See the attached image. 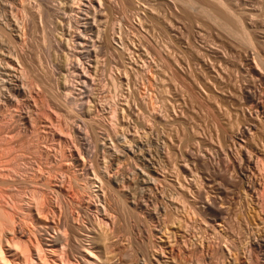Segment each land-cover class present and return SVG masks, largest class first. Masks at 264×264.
<instances>
[{
  "label": "rangeland",
  "instance_id": "374dc122",
  "mask_svg": "<svg viewBox=\"0 0 264 264\" xmlns=\"http://www.w3.org/2000/svg\"><path fill=\"white\" fill-rule=\"evenodd\" d=\"M77 1L0 0V166L23 154L42 168L0 176V192L42 195L63 215L55 230L34 208L32 217L16 209L32 252L5 241L0 264H90L88 227L108 232L100 264H155L157 254L175 264H263L264 0H203L231 18L228 29L179 0H141L138 14L120 0ZM244 27L253 45L240 38ZM89 107L106 158L79 116ZM37 133L46 158L34 154ZM94 156L115 179L106 217L100 181L89 185ZM79 188L81 208L68 201ZM69 226L78 238L63 234Z\"/></svg>",
  "mask_w": 264,
  "mask_h": 264
},
{
  "label": "bare ground",
  "instance_id": "6f19581e",
  "mask_svg": "<svg viewBox=\"0 0 264 264\" xmlns=\"http://www.w3.org/2000/svg\"><path fill=\"white\" fill-rule=\"evenodd\" d=\"M77 1V0H76ZM93 1V0H92ZM99 1V0H98ZM101 1V0H100ZM99 1V2H100ZM113 1H115V0H113ZM180 2H182L183 3V6H185V8L187 7L188 9L190 8V9H194V10H196V12H200L202 15H204V16H206L207 18H209V20L211 21H213L214 23H216V24H218V25H222L223 26V28L224 27H227V26H231L230 24H229V20H231V18L228 20V21H226L225 20V16H221L220 14H218V13H220L219 11L218 12H215V11H217V10H215V8L213 9V7H211L212 5H210V4H207V5H210V7L209 6H206L205 4L203 5V0H201V4H200V0H179ZM208 1V0H207ZM210 1V0H209ZM212 1H214V0H212ZM211 1V2H212ZM217 0H215V2H216ZM220 3H224L223 2V0H218ZM60 2H62V1H60ZM75 2V1H74ZM78 2V1H77ZM143 2V1H142ZM142 2H141V0H120V3H121V5H120V3L118 2V4H117V7H118V5H120V7H121V9H123L124 11L126 10H135L134 12H136L137 14L139 13V10L138 9H140V8H142L141 6H142ZM180 2H178V3H180ZM25 3V2H24ZM82 3H83V1H82ZM102 3V2H101ZM100 3V4H101ZM117 3V2H116ZM206 3V2H205ZM63 4V3H62ZM145 4V3H144ZM81 5V4H80ZM225 5V4H224ZM70 6V5H69ZM74 6V5H73ZM96 6V5H95ZM114 6H115V3H114ZM148 6V5H147ZM177 6V5H176ZM63 7H65V6H63ZM72 7V6H71ZM92 7H93V5H92ZM119 7V8H120ZM41 8V7H40ZM149 8V7H148ZM186 8V9H187ZM146 10V9H145ZM193 10V11H194ZM74 11V10H73ZM115 11V10H114ZM178 11H179V8H178ZM82 12V11H81ZM133 12V11H132ZM133 12V13H134ZM173 12V11H172ZM61 13V12H60ZM66 13V12H65ZM108 13V12H107ZM77 14V13H76ZM144 14V13H143ZM96 15V14H95ZM221 17H220V16ZM42 16V15H41ZM141 16V15H140ZM142 17V16H141ZM140 17V18H141ZM174 17V16H173ZM222 17H224V19H222L221 20V18ZM66 18V17H65ZM97 18V17H96ZM172 18V17H171ZM82 19V18H81ZM227 19V18H226ZM234 19V18H233ZM232 19V20H233ZM60 20V19H59ZM99 20V19H98ZM140 20V19H139ZM172 21V20H171ZM174 21V20H173ZM237 21H239V22H241V24H244L241 20H238L237 19ZM62 22V21H61ZM238 22V23H239ZM110 23H111V21H110ZM144 23V22H143ZM240 24V25H241ZM71 25V24H70ZM120 26H121V24H120ZM107 27V26H106ZM147 27V26H146ZM176 27V26H175ZM21 28V27H20ZM173 28V27H172ZM230 28V27H229ZM71 29V28H70ZM177 29V28H176ZM226 29H228V27L226 28ZM244 30H243V34H240V38L242 39V40H245L246 42V44L248 43V45H253L254 43H255V41L258 39V37H256L255 36V34L252 32V31H250V29H248L247 27H244L243 28ZM22 30V29H21ZM178 30V29H177ZM231 30H232V27H231ZM234 30H236V29H234ZM72 31V30H71ZM101 31V30H100ZM230 31V30H229ZM233 31V30H232ZM255 31V30H254ZM80 32V31H79ZM173 32V31H172ZM228 32V31H227ZM234 32V31H233ZM233 32H231V33H233ZM238 33H239V31H237ZM117 33V32H116ZM236 33V32H235ZM234 33V34H235ZM237 33V34H238ZM241 33V32H240ZM25 34V33H24ZM101 34V33H100ZM109 34V33H108ZM118 34V33H117ZM236 34V35H237ZM12 35V34H11ZM124 35V34H123ZM232 35V34H231ZM242 35V36H241ZM120 36V35H119ZM127 36V35H126ZM239 36V35H238ZM100 37V36H99ZM122 37V36H121ZM130 37V36H129ZM110 38V37H109ZM99 39V38H98ZM123 39V38H122ZM69 40V39H68ZM124 40V39H123ZM111 41V40H110ZM69 43H70V41H69ZM80 43V42H79ZM124 43V42H123ZM260 43V42H259ZM263 43V42H262ZM261 43V44H262ZM109 44V43H108ZM159 44V43H158ZM256 45V44H255ZM70 47V46H69ZM124 47H126V46H124ZM254 47V46H253ZM117 48V47H116ZM162 49V48H161ZM255 49V48H254ZM259 52H260V50L259 49H257ZM256 50V51H257ZM117 51H119V50H117ZM149 52V51H148ZM135 53V52H134ZM66 54V53H65ZM163 54V53H162ZM172 54V53H171ZM256 54V53H255ZM262 54V53H261ZM115 55V54H114ZM257 55V54H256ZM110 56V55H109ZM175 56V55H174ZM261 57V56H260ZM101 58V57H100ZM109 60V59H108ZM99 61V60H98ZM110 61V60H109ZM126 61V60H125ZM177 61V60H176ZM111 62V61H110ZM119 62V61H118ZM127 62V61H126ZM262 63V62H261ZM259 65V64H258ZM260 66V65H259ZM99 67V66H98ZM134 66H132V68H133ZM264 67V66H263ZM114 68V67H113ZM112 68V69H113ZM96 69H98V68H96ZM261 69V68H260ZM130 70V69H129ZM264 70V69H263ZM98 71V70H97ZM116 71V70H115ZM120 71V70H119ZM261 71V70H260ZM96 72V71H95ZM111 72H113V71H111ZM121 72V71H120ZM97 73V72H96ZM113 73H115V72H113ZM112 73V74H113ZM122 73V72H121ZM127 73V72H126ZM142 73V72H141ZM111 75V74H110ZM131 75V74H130ZM129 75V76H130ZM252 76V75H251ZM113 77H115V76H113ZM113 77H112V79H113ZM255 77V76H254ZM38 79V78H37ZM128 79H130V78H128ZM249 79V78H248ZM255 79V78H254ZM36 80V79H35ZM39 81V80H38ZM40 82H41V80H40ZM44 82V81H43ZM117 82V81H116ZM251 82V81H250ZM36 83H37V81H36ZM115 83V82H114ZM254 83H256V82H254ZM46 84V83H45ZM44 84V85H45ZM116 84V83H115ZM264 84V83H263ZM49 85V84H48ZM106 85V84H105ZM123 86V85H122ZM252 86H253V83H252ZM255 86H256V84H255ZM54 88V87H53ZM100 88V87H99ZM9 89V88H8ZM14 90H15V92L16 91H18V92H20L21 90H20V88H18V87H14L13 88ZM47 89V88H46ZM48 89H50V88H48ZM105 89V88H104ZM7 90V89H6ZM22 92V91H21ZM47 92H48V90H47ZM207 92V91H206ZM249 92V91H248ZM1 93V92H0ZM51 93V92H50ZM101 93V92H100ZM56 94V93H55ZM60 94V93H59ZM201 94V93H200ZM11 95H12V93H11ZM2 96V95H1ZM245 96H247V95H245ZM54 97V96H53ZM57 97H59V96H57ZM253 97V96H252ZM7 98V97H6ZM47 98V97H46ZM1 99V98H0ZM45 99V98H44ZM51 99V98H50ZM97 99V98H96ZM216 99V98H215ZM251 100V99H250ZM52 101V100H51ZM55 101V100H54ZM59 101V100H58ZM234 101V100H233ZM61 103V102H60ZM63 104V103H62ZM128 104H130V103H128ZM67 105V104H66ZM246 105V104H245ZM65 106V105H64ZM115 106V105H114ZM71 108H72V110H73V107H70V109L69 108H67L66 110L67 111H69V112H71ZM139 108V107H138ZM226 108V107H225ZM90 107L85 111V113H86V116L85 115H79L80 117H82V119L86 122L85 123V125L86 126H88V133H89V135H91V138H92V141L94 142V144H95V147H96V153L97 152H100V150H102V156L103 157H105L106 158V156H107V154L104 156V145H102L101 143L102 142H100V137H99V135H98V131L96 130L97 128V126H100V127H103V126H101V122H100V120H97L96 118L95 119H93L94 117H92L91 116V113H90ZM98 110H100V109H98ZM116 110L117 109H113L112 110V113H113V115L114 116H116L118 113L116 112ZM125 110V109H124ZM115 112H116V114H115ZM229 112V111H228ZM74 113V114H73ZM70 116H71V114H72V116L73 115H75L76 113L75 112H72L71 114L70 113H68ZM124 114H126V113H124ZM152 114V113H151ZM88 115V116H87ZM96 115V114H95ZM141 115V114H140ZM71 116V117H72ZM119 116V115H118ZM169 116V115H168ZM68 117V116H67ZM101 117H103V115H101ZM100 117V118H101ZM124 117V116H123ZM140 117V116H139ZM70 118V117H69ZM115 118V117H114ZM114 118H113V121H115L114 120ZM157 118V117H156ZM248 118V117H247ZM103 119V118H102ZM116 119V118H115ZM69 120V119H68ZM72 120V119H71ZM117 120V119H116ZM253 121V120H252ZM263 122V121H262ZM98 124H100V125H98ZM113 124V123H112ZM258 124V123H257ZM115 125V124H114ZM137 125V124H136ZM164 125V124H163ZM261 125V124H260ZM105 126V125H104ZM257 126V125H256ZM142 128V127H141ZM154 128V127H153ZM99 129V128H98ZM100 129H103V128H100ZM194 129V128H193ZM2 131V130H1ZM154 131V130H153ZM99 133H100V131H99ZM0 134H1V132H0ZM165 134V133H164ZM41 135H39V133H37V135H35V139H34V142H33V146H34V154H36L37 155V158H39L40 157V155H43L44 157L45 156H47L48 155V152H42L41 150L43 149V147H42V145H41V141H40V145H39V137H40ZM198 136V135H197ZM220 136V135H219ZM229 138V137H228ZM0 139H1V137H0ZM4 139H6V138H3L2 140H4ZM126 139V138H125ZM2 140H0V141H2ZM40 140H41V138H40ZM114 140V139H113ZM134 140V139H133ZM227 140V139H226ZM166 141V140H165ZM220 141V140H219ZM113 143V142H112ZM169 143V142H168ZM220 143V142H219ZM7 144V143H6ZM116 143H114V145H115ZM136 144V143H135ZM8 145V144H7ZM130 145V144H129ZM221 145H223V143H221ZM220 145V146H221ZM229 146H230V144H229ZM27 147V146H26ZM141 147V146H140ZM216 147V146H215ZM222 147V146H221ZM6 147H0V154L1 153H4L5 154V152H6V149H5ZM42 148V149H41ZM106 148V147H105ZM117 148V147H116ZM119 148V147H118ZM226 148V147H225ZM15 149V148H14ZM137 149V148H136ZM9 151V150H8ZM215 151H217V150H215ZM225 151V150H224ZM119 152H120V150H119ZM144 153V152H143ZM3 154V155H4ZM101 154V153H100ZM99 154V155H100ZM226 154V153H225ZM2 155V154H1ZM16 155V154H15ZM65 155V154H64ZM123 155V154H122ZM144 155V154H143ZM147 155V154H146ZM43 156H41V158L43 157ZM48 156H50V155H48ZM84 156V155H83ZM128 156V155H127ZM252 156V155H251ZM9 157V156H8ZM1 158H2V156H1ZM0 158V159H1ZM26 157H24V155L23 154H21V155H16V156H14L13 158H11L9 161L11 162V164L7 167L6 166V168H8L6 171L4 170V168H3V166H0V176H5V177H13L12 175H13V173H14V171L16 172V171H23L24 172V174L26 175V176H35V177H37L36 176V171L37 170H39V168H40V166H39V164L41 163H37V161H32V162H30V161H24L23 159H25ZM46 158V157H45ZM96 157L94 156L93 158H91L90 159V161H92L91 163H93V161L95 160V161H97L96 159H95ZM105 158H104V160H105ZM135 158V157H134ZM257 158V157H256ZM3 159V158H2ZM141 159V158H140ZM252 159V158H251ZM8 160V159H7ZM29 160V159H28ZM40 159H38V161H39ZM44 160V159H43ZM48 160V159H47ZM136 160V159H135ZM257 160V159H256ZM42 161V160H41ZM121 161V160H120ZM2 162V161H1ZM51 162H52V160H51ZM99 161H97V165H95L94 163H93V174H94V177L93 178H91L90 179V181H89V185L91 186L92 184H95V180L97 179V180H99L98 182L100 183L99 184V188L101 189V191H102V196L104 197V199H102L103 197H101V199H100V201H104V203H103V205H102V207L100 208L102 211H103V214H104V216L105 215H108L107 213H108V206H107V197H108V193H110L111 194V192L112 193H115L116 194V190H115V187L113 186L114 184V181H115V179H109L106 175L108 174H103L102 172H101V170H100V163H98ZM105 162H107V160L105 161ZM257 162V161H256ZM3 163V162H2ZM46 163H48V161L46 162ZM86 163V162H85ZM120 163V162H119ZM244 163V162H243ZM250 163V162H249ZM49 164V163H48ZM53 164V163H52ZM51 164V165H52ZM60 164H62V163H60ZM139 164V163H138ZM1 165V164H0ZM6 165V164H5ZM8 165V164H7ZM59 165V164H58ZM59 167V166H58ZM235 167V166H234ZM241 167V166H240ZM52 168V167H51ZM102 168V167H101ZM151 168V167H150ZM156 168V167H155ZM42 168H40V170H41ZM44 169V168H43ZM110 169V168H109ZM142 169V168H141ZM44 171V170H43ZM148 172V171H147ZM251 172V171H250ZM39 173H41V172H39ZM38 172H37V174H39ZM20 174V173H19ZM51 174V173H50ZM90 175V174H89ZM145 175V174H144ZM257 175V174H256ZM123 176V175H122ZM118 177V176H117ZM122 178H124V177H122ZM158 178V177H157ZM11 179H13V178H11ZM15 179V178H14ZM117 179V178H116ZM151 179V178H150ZM159 179V178H158ZM158 179H156V180H158ZM52 180V179H51ZM50 180V181H51ZM121 180V179H120ZM154 180V179H153ZM232 180V179H231ZM124 181V180H123ZM151 181V180H150ZM48 182V181H47ZM121 182V181H120ZM152 182V181H151ZM155 182V181H154ZM115 183H117V182H115ZM119 183V182H118ZM159 183V182H158ZM73 184V183H72ZM125 184V183H124ZM118 185V184H117ZM256 185V184H255ZM254 185V186H255ZM71 186V185H70ZM95 186V185H94ZM183 186V185H182ZM189 186V185H188ZM80 187V186H79ZM257 187V186H256ZM82 188H84V187H82ZM82 188H79V190H73V191H71V190H69V191H71V192H68L69 194H70V196L72 197V199L70 198V196H69V198H68V201L70 200L73 204H75V203H81V204H79V206L80 205H82L83 203L82 202H84V196L81 194V193H84L83 191H85L84 189H82ZM193 188V187H192ZM185 188H183V190H184ZM232 190V189H231ZM259 190V189H258ZM95 191V190H94ZM185 191V190H184ZM118 192V191H117ZM254 192V191H253ZM6 193V192H5ZM195 193V192H194ZM43 194H45V193H43ZM84 194H86V192L84 193ZM249 194V193H248ZM97 195H99L98 193H97ZM112 195V194H111ZM9 195H5L4 194V192H0V254L1 255H3L4 256V246H3V243L5 242V241H7L8 242V244L10 243V245H13V247H15V248H17V249H22V250H24V252L26 253V247H28V243H26L27 244V246L26 245H24V242H23V238H22V236H23V234H25L26 232H24V228L22 227V224L20 223V219L18 220L17 219V217H16V215H15V211H16V209H17V212H18V208H20V210H23L24 211V215H27V216H36V215H34V213H35V211L33 212V208L37 211L36 213H37V219H36V221H37V223L40 225V226H43L44 228H47L48 227V225H49V223L51 222V223H53V228L55 229V230H58L59 228H60V226H59V228L57 229V227H58V225L60 224L58 221H59V219H61V215H62V211H60V213H55L56 211H52V210H50V208L48 209V204L46 203V201H45V198H44V196L43 197H37L34 193H32V195L31 196H29V197H25L24 195H22V193L21 192H16L15 193V195H14V197H12V198H7ZM11 196V195H10ZM9 196V197H10ZM197 196V195H196ZM254 196V195H253ZM252 197V196H251ZM259 198V197H258ZM69 201V202H70ZM91 202V201H90ZM90 202L87 200V202H86V204H84L83 206H87V208H88V205H90ZM71 204V203H70ZM72 205V204H71ZM82 206V207H83ZM86 206H85V208H86ZM70 207V206H69ZM72 207V206H71ZM73 207H76V206H74L73 205ZM73 207H72V209H73ZM80 208H81V206H80ZM98 209H99V207H97ZM186 208V207H185ZM68 209H71V208H68ZM263 209V208H262ZM26 212V213H25ZM69 212L71 213V211L69 210ZM110 212V211H109ZM166 212V211H165ZM72 213H73V211H72ZM80 213H82V212H80ZM68 214V213H67ZM67 214L65 215V216H67ZM74 214V213H73ZM84 214V213H83ZM167 214V213H166ZM81 215V214H80ZM63 216V215H62ZM166 216H168V215H166ZM71 217H75V216H71ZM77 217V216H76ZM106 217V216H105ZM36 218V217H35ZM67 218V217H66ZM79 218V217H78ZM77 218V219H78ZM69 219V218H68ZM68 219H66L67 221H68ZM75 219V218H74ZM76 220V219H75ZM66 221V222H67ZM77 221V220H76ZM65 222V223H66ZM103 222V221H102ZM115 222V221H114ZM175 222V221H174ZM50 223V224H51ZM59 223V224H58ZM105 223V222H104ZM67 224V223H66ZM70 223H68V225H69ZM101 224V223H100ZM175 224V223H174ZM105 225V224H104ZM35 226V225H34ZM67 226V225H66ZM78 226V230L79 231H81V226H79V225H77ZM109 226V225H108ZM70 228H71V226H69ZM66 228V227H65ZM73 228H75V227H73ZM77 228V227H76ZM91 228H93V229H89V227L88 228H86V229H84L85 230V236L87 237L86 238V240L87 241H89V244H88V249H89V251H90V254L89 255H93V257L96 259L97 258V261H98V259H100V258H102L100 255L102 254V252H101V249L102 248H100L101 246H102V241H101V243L99 244L98 243V241H100V240H103V241H105L108 237H107V235H108V232L107 231H104V229H101V230H96V228L94 229V227H91ZM102 228V227H101ZM107 228V227H106ZM62 229V228H61ZM77 230V229H76ZM76 230H74V229H72L71 228V231H69V229H68V227L63 231L62 230V232H63V234L66 236V237H68V238H70L71 236L72 237H75V238H78V235H80V233H78L79 231H76ZM107 230V229H106ZM26 231V230H25ZM83 231V230H82ZM35 232V231H34ZM109 232H110V230H109ZM169 234V233H168ZM172 234V233H171ZM30 235V234H29ZM165 235V234H164ZM244 236V235H243ZM55 237V236H54ZM59 236H56V239L58 238ZM169 238V237H168ZM58 240V239H57ZM72 240V239H71ZM174 240V239H173ZM25 242H26V240H24ZM72 242V241H71ZM249 242V241H248ZM38 243V242H37ZM37 243H34L35 245L37 244ZM104 243V242H103ZM231 243V242H230ZM243 243V242H242ZM30 244V243H29ZM31 244H33V241H32V243ZM99 244V245H98ZM172 244V243H171ZM237 244V243H236ZM246 244V243H245ZM248 244V243H247ZM250 244H251V242H250ZM259 244H260V242H259ZM38 245H40L39 243L37 244V247H38ZM239 245V244H238ZM244 245V244H243ZM103 246H105V249H107L108 247V244H106V242L104 243V245ZM198 246H200V245H198ZM231 246V245H230ZM40 247V246H39ZM202 247V246H201ZM199 248V247H198ZM229 247H227V249H228ZM29 249H31L32 250V248H30V247H28L27 248V251H29ZM87 249V248H86ZM215 249V248H214ZM224 249V248H223ZM29 251L30 253L29 254H31V252L32 251ZM41 249L39 248V251H40ZM95 250H97V251H95ZM174 250V249H173ZM216 250V249H215ZM78 251V250H77ZM106 251H108V249L106 250ZM168 251V250H167ZM210 251V250H209ZM252 251V250H251ZM214 252V251H213ZM225 252V251H224ZM231 252V251H230ZM240 252V251H239ZM245 252V251H244ZM28 253V252H27ZM150 253V252H149ZM218 253V252H217ZM234 253H235V251H234ZM246 253V252H245ZM75 254V253H74ZM165 254V253H164ZM155 256H156V254H154ZM161 255H163V254H161ZM167 256V255H166ZM227 256V255H226ZM225 256V257H226ZM231 256V255H230ZM31 257V256H30ZM89 257V256H88ZM91 257V256H90ZM199 257V256H198ZM208 257V256H207ZM222 257V256H221ZM33 258V257H32ZM147 258V257H146ZM167 258V257H166ZM174 258V257H173ZM178 258V257H177ZM88 259V258H87ZM149 259V261H150V263H152L153 261L155 262H157V263H159L158 261H160L162 264H175V262L173 263V261L171 262L170 260L168 261V260H162V258L157 254V256L156 257H151V255H150V257L148 258ZM86 260V259H85ZM91 261V263L90 264H100L99 262H97L96 260H91V259H88V261ZM104 261H103V264H107L108 263V261H105V259H103ZM184 260V259H183ZM213 260V259H212ZM33 261L35 262V260H34V258H33ZM101 261H102V259H101ZM149 261H148V263H149ZM175 261V260H174ZM177 261V260H176ZM235 261H236V259H235ZM234 261V262H235ZM87 262V261H86ZM107 262V263H106ZM147 262V261H146ZM156 262H155V264H156ZM179 262V261H178ZM87 263H89V262H87ZM177 263V262H176ZM198 263V262H197ZM219 263V262H218ZM242 263V262H241ZM102 264V263H101ZM154 264V263H153ZM240 264V263H239ZM260 264V263H259ZM264 264V263H263Z\"/></svg>",
  "mask_w": 264,
  "mask_h": 264
}]
</instances>
